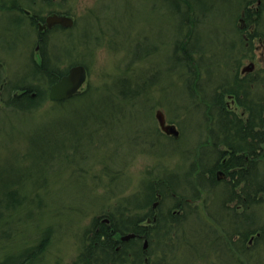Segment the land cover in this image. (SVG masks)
<instances>
[{"label":"rangeland","instance_id":"374dc122","mask_svg":"<svg viewBox=\"0 0 264 264\" xmlns=\"http://www.w3.org/2000/svg\"><path fill=\"white\" fill-rule=\"evenodd\" d=\"M196 1L192 9L181 2L175 11L173 0H0V264L26 258L25 264H84L79 256L96 233L94 219L115 216L113 211L162 183L166 195L152 201L178 220L167 224L179 233L187 227L185 239L199 236L200 243L192 241L196 245L175 259L168 237L155 234L148 264H264V236L240 235L261 228L264 233V195L248 206L240 200L224 204L230 182L208 181L207 168L218 156L208 150V107L196 103L198 95L187 96L201 86L211 93L218 69L226 79L228 65L249 64L238 29L246 17L247 28L255 27L264 40V0ZM21 8L33 18H72L40 44L59 70L84 64L80 91L89 96L82 109L47 97L48 78L34 69L38 31ZM254 40L253 72L264 76V42ZM29 86L42 92L36 106L17 108L8 101L13 90ZM252 90L254 97L264 94V77ZM159 111L179 130L177 139L158 132ZM260 147L252 171L258 179L264 178V143ZM193 191L200 206H171L177 197L188 202ZM208 214L222 225L218 233L204 224ZM224 235L243 253L240 258L228 251ZM136 251L125 253L127 264H142L132 257ZM94 252L93 262L103 264L102 252Z\"/></svg>","mask_w":264,"mask_h":264},{"label":"trees","instance_id":"16d2710c","mask_svg":"<svg viewBox=\"0 0 264 264\" xmlns=\"http://www.w3.org/2000/svg\"><path fill=\"white\" fill-rule=\"evenodd\" d=\"M173 1L175 2V4H174V6L176 7L175 11L177 9H179V10L181 9V7H179V4L181 2L182 3L185 2L186 7L188 6L190 9H192V5H193L192 0H173ZM196 3H198L201 6L206 4V2H204L203 0H197ZM198 4H197V6H198ZM249 4L250 3H247L246 4L247 6H245L246 12L249 11V8H247L249 6ZM197 6H195V7H197ZM201 6H199V7H201ZM185 11H188V10H185ZM181 14H182L181 17L184 19V16H183L184 12H182ZM188 14H189V11H188ZM245 19H246V17H245ZM246 21H247V19H246ZM41 45H42V47H41ZM39 50H40L39 51V54H40L39 60L36 62L38 64H36V65L34 64V69H36V71H38L40 73H44L46 78H48V82H49L48 85L50 86V84L56 82V80L59 79L63 74H66V72L68 70H61V69L59 70L57 68L55 61L51 60L50 56L47 55V51L45 49H43V43H41L39 45ZM179 58H180V56H178V58H176L175 60L179 61ZM77 64L82 65L83 63L82 64L76 63L74 65H77ZM240 87H242V89H243V85H240ZM191 89H194V88L191 87ZM204 89H205L204 86H201V87H198L197 90L196 89H194V91L190 90V93H187V96L194 98L195 95H198L197 96L198 98L195 97V100H196V103H198L201 106V102L208 99V96L206 94H208V95L211 94L208 91L205 94L206 95L205 96L203 94ZM245 90H246V88H245ZM204 91H206V89ZM227 91L228 90H225V92H227ZM32 92L36 93L35 96H31ZM47 92H48V90H47ZM83 94H84V92L83 93L79 92L77 94H74L71 98L64 99L62 101H53V103L59 104V106H62V107L71 105L73 103H78V105L75 107L77 109V110L75 109V111H78V110L82 109L83 107H85L86 103L88 102V99H86V98L89 95L88 96L86 95L85 97H83L84 96ZM44 95H46V93ZM244 95L248 96L247 94H244ZM42 96H43L42 92L35 90L34 88H32V86H29L23 92L18 93V95H16V96L11 95L8 98V101L11 104H13L14 106L17 105V106H15L17 108H19L21 106H25V107L30 108V107H34L35 104H32V103L35 102L37 99L40 100L41 99L40 97H42ZM200 97H202V98L200 99ZM81 98H83V99H81ZM239 102L242 106H247V110L250 113L249 114V116H250L249 121L246 123H244L242 121V119H239L238 117L234 116V114L232 112L228 111L226 108L221 109V108H218L216 106H213V107H215L213 109L214 113H212V115H211V116H213V118H215L214 116H217L216 127L219 128V131L221 133V134H219V140L217 142L223 148H227L228 151H220L218 153V156L216 157L217 161L213 164V166L207 168L208 169L207 172L210 175V177L208 178V181L212 185L220 184L221 182H224L222 184L230 182L229 183V186H230L229 187V195H228L227 199L224 200V204L227 206H228V202L234 201V200H240V202H243L244 204H247V206H248L251 201L256 200V198L254 197L255 195H257V196H260V194L264 195V178L258 179V177H256V173H252V171L255 168L254 167L255 166L254 160L258 156L257 151L262 149L260 146H261V144L264 143V94H260L258 96L256 95L249 102L245 101V104H243L242 100H240ZM24 103H26L27 105H23ZM80 104H82V105L79 106ZM204 116H205V111H204ZM230 116H233V118H231ZM90 118L91 117L87 118V120ZM224 118H225V121H224ZM91 119H94V118H91ZM87 120L85 118L82 123L83 124L86 123ZM158 132L160 134L162 133L165 137H169L165 133H163L162 131L161 132L158 131ZM171 137H169V138H171ZM156 138L158 139V136H156ZM253 141H255V142L253 143ZM227 153H228V155H227ZM226 155L229 158H227ZM217 168H221L222 171L225 173V176L230 177L229 181H223L226 178H221V177L217 176V173L215 171V169H217ZM249 180H259L257 182V184L259 183V186L247 185ZM227 184H225V185L227 186ZM153 187L155 190L152 188L149 191V193L147 192L145 194L140 195L139 202H137V203L131 202V204L125 205L124 207L117 209L116 211H113L115 216L122 218V219L127 218L128 222H125L122 219L120 220V219L116 218L115 216H113V214L111 212L106 215V218L102 219L99 217V219H98V217H97L96 219H94L95 220L94 225H97V228L94 229V230H96V233H95L94 237L90 239V243L85 246V252L86 253L79 256V259H83L84 264H95L93 262V257L95 254L94 250L102 252L103 257L102 256H100V257H101V262H104L103 264H127L128 262L126 261V257H124V256H126L125 253L129 250L128 247H130V249L136 248V250H137L136 253L133 254V256H132V257H134V260L137 259L138 261H141L142 264H148V262L150 261L148 256H150L151 250H149V247H147V246H149L151 244L150 241L153 240V239H151V237L155 234H157V235L163 234L164 236L168 237V239L170 241V246H168V248L174 249L172 252H173L175 259L177 257H179L178 253L183 252V250L185 248L188 249L189 247H194L196 245V243H195L193 246H190V243H192V241H195V242L199 241L198 243H200V237L199 236H197V238H196V237H193V235H191L185 239V237H184L185 234L188 231L190 232V230L187 229V227H186V231H187L186 233H184V232L179 233L180 231L177 230V227H171L172 225H174V223H168L167 224V222H166L167 219L163 220L164 222L160 221V222L155 223L153 225V227H151L149 225H141L142 217L145 214H149V212L152 211L150 208L151 207L150 205L152 204V202L158 201V200L152 201L153 198H155V199L158 198L156 193L159 194L161 192L159 195H166V192H167L165 190L166 184L162 183V184H159L158 186L153 185ZM169 187H170V185H169ZM157 188L160 189L158 192H156ZM162 188H163V190H162ZM192 194H193V197H191V195H190V197H188V198H190V200L188 202L184 201L183 197H177L178 199L177 200L175 199L174 203L171 204V206H173L175 208L183 207L184 204L190 205L192 202H195L196 200H198L200 198L197 196L198 195L197 192L193 191ZM195 196H197V197H195ZM243 197H247V199H243ZM251 197L253 198V200L250 199ZM182 203H183V205H182ZM146 205H147V207H149V209H147ZM190 206H192V205H190ZM142 210H144L147 213H145V214L143 213L144 214L143 215ZM131 214H135V215L133 217H131ZM166 217H168L169 221L171 219H173L174 221L175 220L178 221L175 216H174V218H172L170 213L166 214ZM247 219H248V217H245L244 221H246ZM96 220H98V221H96ZM205 223H209L210 225L213 224L212 227H213L215 233H218V229L222 227V225H220V223L217 222L215 220V218L209 214H208L207 219L206 218L204 219V224ZM171 228L175 229V231L171 230ZM132 232L139 236L140 244H136V246L133 247L132 243H124L123 242L122 245H120V249H118L116 251L115 247L118 246V244H119V241L116 240L118 238V236L122 234L121 235V237H122V236L128 235ZM173 233H175V234H173ZM240 235L243 236V239L250 238V237H252V239H255V238L262 239V237L264 236V233H263L262 228H261V230L258 229V231L255 229H252L250 231H247V233L240 232ZM170 238H172V240ZM222 239H223L225 245L227 246L228 251L231 252V254L234 257L240 258V255L243 253L240 252V249L233 246V240H232L231 236L230 235L229 236L224 235L222 237ZM145 242H146V245H144ZM182 242H183V245H181ZM204 243L207 244L206 242H204ZM42 246L44 247L45 243H43ZM188 250H190V248ZM26 261H27V258H26V260L21 259L18 263H16V261L12 262V263H8L9 261H7L6 264H25ZM98 264H101L100 260H98ZM192 264H194V263H192Z\"/></svg>","mask_w":264,"mask_h":264},{"label":"flooded vegetation","instance_id":"af4514ba","mask_svg":"<svg viewBox=\"0 0 264 264\" xmlns=\"http://www.w3.org/2000/svg\"><path fill=\"white\" fill-rule=\"evenodd\" d=\"M21 10L24 13L29 14V11L27 9L21 8ZM60 15H62V14H60ZM47 16H49V15H47ZM47 16L42 17V18L36 16L35 18H33L32 15H30V18H33L31 20L35 23V27L37 28V31H38L37 33L39 36V39L36 42V45L34 48V50H37L38 56L40 55L39 54L40 41L44 40L48 31L53 29V28H57V29L58 28H65L60 23L52 24V25L48 26ZM242 19H243L242 24H241V26H239L238 30L242 31L241 46H242V44L244 45L243 51L249 52L248 53L249 54L248 56L250 58L249 64L238 67L240 65V62L237 65L236 64L237 61L232 60V61H234L236 66L230 67L228 65L225 68V70L230 69V72H226V76H225L226 79L223 78V75L220 74V73L223 74V71L221 72L218 69L217 75L215 76V79L217 80V87H214V89L212 90L210 95L206 94L208 92L207 89H206V91L203 92L204 95L206 94L208 96V99L206 98L207 100H204V104H206V106L208 107L206 117H208L210 115V117H209L210 120L208 121L209 131L207 132V134H208L207 139H208V147L210 148V149L208 148V150L210 152L212 151L211 154H215V152H216L218 155V153L220 151H228L227 148H223L217 142L219 140V134H221V133L219 131V128L216 127L217 116H214L215 118H213V116H211L212 113H214L213 109L215 107H213V106H216V107L221 108V109L226 108L228 111L232 112L234 114V116L238 117L239 119H242V121L244 123L248 122L249 118H250V116H249L250 113L247 110V106H242L239 101L242 100L243 104H245V101L249 102L251 99H253L254 96H253L252 87L254 86L255 83L260 82V78L264 77L261 74L259 75V73L253 72L254 70H256V69H254L256 64H255V62H253V60L255 59V55H253V53L255 54V52H257L256 50L258 49V45L255 44L254 39L258 40V43H260V44L261 43L263 44L264 40H262V38L260 37L257 30H254L255 27H253L252 30H250V28H247L249 25H248L245 17H242ZM228 50L231 51L232 48H229ZM247 52H245V53H247ZM232 70H233V72H232ZM230 73H232L233 76ZM227 75H231V78L228 79ZM250 75H252L251 80H250ZM254 77H255V79H254ZM246 84H249V86H247L248 88H246L244 86ZM250 84H253V85L250 86ZM240 85H243V89H242V87H240ZM26 88L27 87H18L17 89L13 90V92L11 94H12V96H16V95H18V93L23 92ZM49 88H50V86L48 87V91H49ZM245 88H246V90H245ZM225 90H228V91L225 92ZM1 93H2V91H0V95H1ZM35 94L36 93L32 92L31 96H35ZM244 94H247L248 96H246ZM48 97H49V93H48ZM234 106L241 108V113L239 115L235 111V109L233 108ZM230 117L233 118V116H230ZM224 121H225V118H224ZM165 123L168 125L172 124V123L169 124L166 121H165ZM173 125L175 126L174 123H173ZM158 126H159V122H158ZM175 128H176V126H175ZM211 129H212V131L210 132ZM159 130L162 131L163 133H165L169 137L172 136L174 139H177V137L180 135L179 133H178L177 137H175L173 135H169L164 130H162L160 126H159ZM254 142L255 141H253V143ZM227 155H228V153H227ZM227 155H226V157H227ZM227 158H229V157H227ZM215 171L217 173V176H219L221 178L225 177V173L222 171L221 168H217V169H215ZM156 195L158 197L157 199L161 198V195H159L158 193H156ZM158 201L152 202V204H151V206H152L151 210L152 211H150L149 214H145L142 217L141 225H149V226L153 227V225L157 222H160V221L164 222L163 220H166V219H167V221L169 220L168 217H166V214H167L166 208H164L163 210L158 208V204H159ZM191 204H192V206L197 205L196 207L201 205L200 200H196L195 202H192ZM132 233H130V234H132ZM133 234L134 235H132V237H127V238H125L124 236L121 237L122 234L119 235L118 238L116 239L119 241V244H118V246L115 247V250L117 251L118 249H120V245H122L123 242L124 243H132L133 247H135L136 244H140L139 236L136 235L135 233H133ZM128 248L130 249V247H128Z\"/></svg>","mask_w":264,"mask_h":264},{"label":"water","instance_id":"95a60500","mask_svg":"<svg viewBox=\"0 0 264 264\" xmlns=\"http://www.w3.org/2000/svg\"><path fill=\"white\" fill-rule=\"evenodd\" d=\"M73 22L72 18L69 16L62 15H49L47 16L48 26L52 24L60 23L63 27H68ZM87 69L83 65H73L71 66L67 73L62 75L61 78L56 80L49 88V99L53 101H62L64 99L71 98L74 94H77L80 91V87L86 78ZM156 118L159 121V126L167 134L178 136L179 131L175 128L173 124H166L164 120L163 113L161 111L157 112ZM132 234L125 235L124 237H132ZM146 245V242L145 244Z\"/></svg>","mask_w":264,"mask_h":264}]
</instances>
